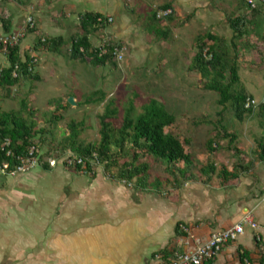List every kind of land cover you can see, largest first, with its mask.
I'll return each instance as SVG.
<instances>
[{
	"label": "crops",
	"instance_id": "crops-1",
	"mask_svg": "<svg viewBox=\"0 0 264 264\" xmlns=\"http://www.w3.org/2000/svg\"><path fill=\"white\" fill-rule=\"evenodd\" d=\"M46 1L48 8L54 12L57 10L65 18L74 14L77 26L82 14L88 11L112 18L110 27L101 37H92L94 44L99 46L107 38L123 41L132 50L130 56L156 73L166 70L161 59L162 45L157 43L169 39L171 25L175 29L186 28L188 33L194 26H199L203 32L219 35L226 28L225 33L230 35V39L225 38L233 45L234 32L226 22L227 16L251 12L242 0L229 4L226 0H151L150 8L145 6L146 0ZM33 2L8 0L5 3L0 0V35L8 34L4 21H8L11 32L23 29L27 22L25 19L30 15L33 17L36 9ZM83 3L93 9L84 8ZM223 3L229 12L224 11ZM167 4L173 9V14L158 27L165 28L169 34L158 37L149 23L156 8ZM37 11L41 13L37 19L40 27L34 20L35 28L29 32L36 33L35 41L25 42L26 35L21 48L35 54L39 64V52L33 49L38 35L64 37L62 34L69 33L73 27L66 24L62 30L59 21L47 17L50 13H46V8ZM263 21L262 14L250 27V33L239 42L234 41L233 49H237L234 53L241 56L246 54L245 50H255V38L264 41V32L259 30ZM157 30L159 34H165L159 28ZM150 34H154L157 40L149 38ZM245 37L250 46L243 44ZM196 39L197 36L193 46ZM4 55L0 54L1 64ZM260 55L264 56V51ZM252 59L245 64L250 65ZM191 63L185 80L188 85L196 86L201 84L202 77L190 70ZM174 74L171 72L172 76ZM249 176L241 174L237 180L227 184L187 182L179 189L158 192L135 188L124 180L105 174L103 168L95 174L70 170L61 160L49 169L40 165L15 175L0 170V264H156L157 258L162 257L158 252L176 239L178 226L184 227L188 239L193 241L195 237L208 238L213 231L242 223L251 216L261 230L247 226L246 233L226 245L216 258L217 264H242L235 255L237 248L241 245L249 250L257 248L256 241L255 248L245 243L250 232L253 236L257 232L262 236L264 249V218L258 211L264 204V191L261 197L255 193L250 201L253 191L249 186L254 184V180ZM260 183L264 188V182L260 180ZM237 216H241L239 222L234 221ZM184 240L181 237L176 242L182 244Z\"/></svg>",
	"mask_w": 264,
	"mask_h": 264
},
{
	"label": "trees",
	"instance_id": "trees-1",
	"mask_svg": "<svg viewBox=\"0 0 264 264\" xmlns=\"http://www.w3.org/2000/svg\"><path fill=\"white\" fill-rule=\"evenodd\" d=\"M2 1L6 3L8 0ZM242 1L247 4V0ZM169 7L170 4H167L159 9ZM157 11L156 8L149 27L158 37L166 36L169 34L168 31L158 26L168 20L173 12L168 16L158 18ZM262 14L264 15V5L251 9L249 14L227 16L226 22L234 32V41L250 33V27ZM111 21L112 18L99 12L88 11L82 14L78 26L79 32L70 38L72 46L65 51L66 56L75 62L93 66L111 64L117 68L119 64L115 49L121 48L125 43L108 38L102 45L97 46L92 41V37L103 35L110 27ZM154 25L159 28L161 33L165 34H159L157 28L153 27ZM4 27L7 33H11L8 21H4ZM34 28L28 27L27 32H32ZM21 42L22 40L13 46L0 43V52L6 55L8 61L7 66L0 63V89L6 91L5 98H12L13 89L24 84L27 80H41V75L36 71L38 61L33 62L32 54L22 50ZM66 43L67 41L62 36L38 35L33 49L35 52L62 53ZM233 45L226 38L212 32H203L198 35L195 43L196 54L190 65V70L201 75L202 87L216 92L219 95L218 103L223 106L222 111L218 112L219 117L216 120L208 119L209 116H203L196 121L197 124L210 123L214 129V133L205 143L208 151L206 162H200L188 150L193 141L192 136L182 139L174 132L175 114L156 99L146 102L142 106V111L139 112L135 109L132 101L131 108L126 110L122 120L117 119L119 111L111 101L98 115L100 123V138L98 140L93 142L81 140L80 132L83 130L85 122L72 121L69 124V135L47 153L54 157H59L66 151L82 155L90 160L84 164H76L67 168L94 174L103 168L105 174L124 180L135 188L158 192L166 189H179L187 182L210 183L214 177H217L221 184H227L237 180L241 174H255L254 170L257 165H264V135L257 139L254 156L246 164L236 161L232 168L226 164L218 168L213 159L216 152L224 148L221 141L226 138H229V142L225 148L232 151L235 157L242 160L248 155L246 150L238 145L236 133L228 130L224 115L226 110L230 108L232 115L240 121L246 117H252L256 113L257 105L246 106L247 100L254 98L242 85L239 73L240 56L239 53L233 55ZM104 49L106 52H103ZM234 49L236 51L235 47ZM96 93L99 96L94 97ZM96 93L93 94L91 100L102 101L105 92L100 90ZM258 105L257 115L264 118V102ZM32 112L34 109L30 111V113ZM62 118V114L54 113L53 121L49 122L55 123ZM53 133L50 128H37V123L20 111L0 109V164L3 161H8L11 165L19 163L21 158L28 157L31 147L34 146L40 164L49 169L50 164L45 159L48 154H43L42 148L48 134L53 135ZM8 152H10L9 155ZM91 159H97L102 165H92ZM159 168L168 174H157ZM151 180H153L152 183ZM181 237L188 239L187 231L184 227L178 226L176 239H173L168 247L158 252L163 260L167 261L177 253L186 250L184 243L176 242ZM254 238L257 247L255 250H249L242 245L236 250L235 255L242 264H264L262 236L255 234ZM235 241H229L226 245ZM201 264H217L216 258L204 260Z\"/></svg>",
	"mask_w": 264,
	"mask_h": 264
},
{
	"label": "rangeland",
	"instance_id": "rangeland-1",
	"mask_svg": "<svg viewBox=\"0 0 264 264\" xmlns=\"http://www.w3.org/2000/svg\"><path fill=\"white\" fill-rule=\"evenodd\" d=\"M146 1L145 6L150 8L151 0ZM226 1L228 4L234 2V0ZM47 2L46 0H34L33 3L36 9L33 13V18L38 21V26L40 27L37 19L41 13L37 9L44 7L47 9L46 13H50L47 17L59 21L63 26L61 27L62 30L65 29L66 24H70L73 27V30L69 33L62 34L67 41L63 48L64 51L62 53L39 52L40 62L36 67V71L41 75V80L25 81L24 84L13 89L12 98H5L6 91L0 89V109L20 111L25 116L33 119L37 123V128L46 127L54 132L53 135L48 134L42 148L44 153H42L46 154L69 135V124L72 121L85 122L83 130L80 132L79 138L81 140L85 142L98 140L100 138L98 115L105 110L111 101L117 106L119 111L117 119L122 120L126 110L131 108L130 103L132 101L135 109L139 112L142 111V106L146 102L156 99L166 109L175 114L174 132L180 135L182 139L186 136H192L193 141L188 150L200 162H206L208 151L205 143L214 133V129L210 123L197 124L196 121L203 118V116H209L208 119L216 120L219 117L218 112L222 111L223 106L219 105V95L216 92L204 89L202 84H197L196 86L188 85L185 80L188 65L193 61V56L196 54V46H193V40L196 36L203 34V30L199 26H194L192 32L188 33L186 28L175 29L174 25H171V30L174 32H170L169 39L165 42L163 39L157 43L162 45V48H160V50H163L161 59L163 58L166 66H163V69H166V74L164 71L156 73L152 69L147 70V65H142L137 59L130 56L132 50L127 43L124 44L126 50H124L123 58H118L119 66L117 68H114L111 64L93 66L83 62L72 61L66 56L65 51L71 46L70 35L79 31V25H75L77 18L74 14H70L68 18H65L57 10L54 12L53 9L48 8ZM82 5L88 10L93 9L87 3ZM226 6V3H223L224 11L227 10L229 12ZM158 9L159 6L157 7ZM25 20L27 21L28 18ZM141 20L143 19L141 18ZM225 30L220 36L224 38L227 36L228 38L230 35H226ZM259 30L264 32V21L263 27L261 25ZM18 31H21V29ZM35 34L26 33L25 42L35 41ZM149 38L157 40L154 34H150ZM242 40L244 45L250 46L247 37ZM242 40L240 42L241 45ZM236 41L239 42V39ZM96 43H98V40ZM253 43L254 45L256 44L255 50H245L244 53L246 54L240 56L241 61H244H239L240 75L242 85L256 100L257 104H260L264 100V56L260 55V52L264 51V41L255 38ZM232 52L234 55L233 46ZM0 54L4 55L1 52ZM4 56H2L4 60L1 62L3 66H7L8 61L6 56ZM251 59L253 61H251L250 65L245 64L249 63ZM171 72L176 74L172 76ZM100 90L105 92L104 99H101L102 101L100 102L92 101L93 94ZM97 96H99L98 93L94 97ZM70 97L75 98L76 105L69 103ZM258 106L256 107V113L252 117H246L243 121L234 117L230 108L226 110L224 115L226 116L228 130L236 133L238 145L245 149L248 155L242 160L235 157L232 151L225 148L229 138L223 139L221 144L224 148L216 152L213 157L218 168L223 164L232 168L236 161L246 164L253 158L256 141L264 135V118L257 115ZM32 109H34V112L30 113ZM54 113L62 114L63 118L58 122L50 123L49 121H53ZM52 156L48 154L45 159L47 160V158ZM254 172L256 176H249L254 180V184L249 186V189L253 191V194L249 197L250 201L254 199L255 193L258 192L261 197V192L264 191L260 183V180L264 182V165L258 164ZM157 174L167 175L168 173L159 168ZM152 182L153 180H151ZM211 183L221 184L217 177H214ZM261 199L260 201H262ZM258 211L263 214L264 218V204L258 208ZM240 220L241 216H237L234 219L235 222ZM249 234L250 238L245 243L250 248H255L254 236L251 232ZM255 234H258V232Z\"/></svg>",
	"mask_w": 264,
	"mask_h": 264
},
{
	"label": "built area",
	"instance_id": "built-area-1",
	"mask_svg": "<svg viewBox=\"0 0 264 264\" xmlns=\"http://www.w3.org/2000/svg\"><path fill=\"white\" fill-rule=\"evenodd\" d=\"M247 4L251 10L257 8L260 5H264V0H247ZM172 12V8H160L157 11V17L162 18L170 15ZM28 27H35L34 19L31 16L28 17L27 24L23 29H21V31L0 35V43L10 46L18 44L26 36ZM124 50H126L125 45L121 46V48L115 49L117 58H123ZM103 52H106V50L104 49ZM32 57L33 62L38 61L36 55L32 54ZM251 105L256 106L258 104L255 99L249 98L247 100L246 106L249 107ZM9 154L10 152H8V155ZM59 160H61L65 167H71L75 166L76 164H84L90 159L69 151L63 152L59 157L53 156L48 158V162L52 167L56 166ZM91 162L92 165H102L99 161H97V159H91ZM40 165L39 157L36 155V148L33 146L29 151L28 157L21 158L19 163H15L13 165H11V163L8 161H3L0 164V170L5 174L15 175L20 172H26ZM247 226L257 229L258 223L253 219V217L247 216L244 222L225 229L213 231L208 238L195 237L193 241L186 239L183 241V243L187 246L185 251L177 253L173 258L167 261L163 260L161 257H158L156 264H201L204 260L217 258L229 241L237 240L241 235L246 233Z\"/></svg>",
	"mask_w": 264,
	"mask_h": 264
},
{
	"label": "water",
	"instance_id": "water-1",
	"mask_svg": "<svg viewBox=\"0 0 264 264\" xmlns=\"http://www.w3.org/2000/svg\"><path fill=\"white\" fill-rule=\"evenodd\" d=\"M69 103L76 105V101L74 97L69 98Z\"/></svg>",
	"mask_w": 264,
	"mask_h": 264
}]
</instances>
